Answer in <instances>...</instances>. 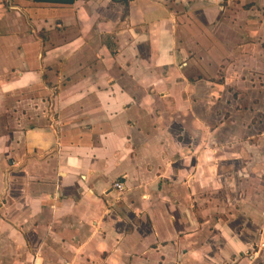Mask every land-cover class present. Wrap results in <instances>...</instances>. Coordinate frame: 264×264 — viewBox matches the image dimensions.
<instances>
[{
  "label": "crops",
  "instance_id": "0c3cea01",
  "mask_svg": "<svg viewBox=\"0 0 264 264\" xmlns=\"http://www.w3.org/2000/svg\"><path fill=\"white\" fill-rule=\"evenodd\" d=\"M0 264H264V0H0Z\"/></svg>",
  "mask_w": 264,
  "mask_h": 264
},
{
  "label": "built area",
  "instance_id": "2783aa9c",
  "mask_svg": "<svg viewBox=\"0 0 264 264\" xmlns=\"http://www.w3.org/2000/svg\"><path fill=\"white\" fill-rule=\"evenodd\" d=\"M114 188L117 189L119 192H124L125 188L121 182H117L114 184Z\"/></svg>",
  "mask_w": 264,
  "mask_h": 264
}]
</instances>
